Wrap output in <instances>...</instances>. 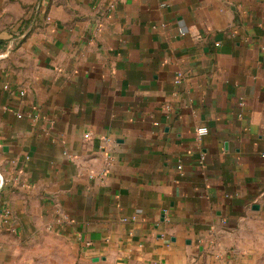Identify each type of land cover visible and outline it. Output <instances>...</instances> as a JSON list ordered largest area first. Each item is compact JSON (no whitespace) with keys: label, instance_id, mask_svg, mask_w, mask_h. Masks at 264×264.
Listing matches in <instances>:
<instances>
[{"label":"crops","instance_id":"crops-1","mask_svg":"<svg viewBox=\"0 0 264 264\" xmlns=\"http://www.w3.org/2000/svg\"><path fill=\"white\" fill-rule=\"evenodd\" d=\"M46 236L264 264V0H0V264Z\"/></svg>","mask_w":264,"mask_h":264},{"label":"rangeland","instance_id":"rangeland-1","mask_svg":"<svg viewBox=\"0 0 264 264\" xmlns=\"http://www.w3.org/2000/svg\"><path fill=\"white\" fill-rule=\"evenodd\" d=\"M37 256L36 264H118L107 261H99L93 263L89 258H86L80 251H73L58 241L49 238H42V243L38 245V250L35 252ZM140 264V263H128Z\"/></svg>","mask_w":264,"mask_h":264},{"label":"built area","instance_id":"built-area-1","mask_svg":"<svg viewBox=\"0 0 264 264\" xmlns=\"http://www.w3.org/2000/svg\"><path fill=\"white\" fill-rule=\"evenodd\" d=\"M181 77H182V75L179 74L178 78L180 79ZM23 95H25V94L23 93ZM207 133H208V129H207V128H202V129H200V130L198 131V137H199V139H200L201 137H203L204 135H206Z\"/></svg>","mask_w":264,"mask_h":264},{"label":"water","instance_id":"water-1","mask_svg":"<svg viewBox=\"0 0 264 264\" xmlns=\"http://www.w3.org/2000/svg\"><path fill=\"white\" fill-rule=\"evenodd\" d=\"M257 207V206H256ZM98 259H95V261H97Z\"/></svg>","mask_w":264,"mask_h":264}]
</instances>
